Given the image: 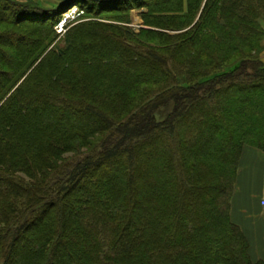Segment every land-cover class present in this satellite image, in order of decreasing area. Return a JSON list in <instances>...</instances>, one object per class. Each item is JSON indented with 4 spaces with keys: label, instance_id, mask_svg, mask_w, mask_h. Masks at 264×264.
<instances>
[{
    "label": "trees",
    "instance_id": "1",
    "mask_svg": "<svg viewBox=\"0 0 264 264\" xmlns=\"http://www.w3.org/2000/svg\"><path fill=\"white\" fill-rule=\"evenodd\" d=\"M78 5L57 42L0 4L25 44L0 59V264H264L231 221L264 152V0Z\"/></svg>",
    "mask_w": 264,
    "mask_h": 264
},
{
    "label": "crops",
    "instance_id": "2",
    "mask_svg": "<svg viewBox=\"0 0 264 264\" xmlns=\"http://www.w3.org/2000/svg\"><path fill=\"white\" fill-rule=\"evenodd\" d=\"M264 29V21L261 22ZM264 152L246 148L242 154L231 206V221L241 228L254 262H264Z\"/></svg>",
    "mask_w": 264,
    "mask_h": 264
},
{
    "label": "rangeland",
    "instance_id": "3",
    "mask_svg": "<svg viewBox=\"0 0 264 264\" xmlns=\"http://www.w3.org/2000/svg\"><path fill=\"white\" fill-rule=\"evenodd\" d=\"M73 1L74 0H0V4H2V6H5V7L9 6V7H12L15 9V12H16V14H15L16 20L15 21H17V22L22 21V18H25L23 13L26 11H28L29 13L34 12L36 14H45L46 16H49L48 17L49 19H52V20H54L56 17L57 20L60 22V21L64 20V18L66 19L74 9L78 10L76 12V14H74V18L71 17L67 21L69 23V22H73L74 19L78 18L80 15H83V11L80 9V6L78 5L81 2L73 3ZM86 2L87 3H93L96 5L107 4V3H104V0H95L94 2L85 1L83 3H86ZM3 13L7 18L11 17L10 13H8L6 11ZM130 16H131V20H132L130 27L138 32L140 30V28H142L144 26V23H143V20L141 17V13L139 10L135 9L134 11L130 12ZM31 18H33V17H31ZM105 22H107V21H105ZM10 29L15 32L17 29H19V27L16 29L11 27ZM55 30H56V28H55ZM56 32H57V30H56ZM65 33L66 32H63L61 35H59L57 42H59L61 39H63V36L65 35ZM12 34L13 33L11 32V34H9V33L4 34L5 35V36L3 35L4 37L0 36L1 37L0 42H2L5 37H10ZM57 34H58V32H57ZM7 43L6 42L1 43V46H0V52L2 54V56L0 55L1 60L8 59L9 57H12L13 55H15L16 50L18 51L19 49L25 47L24 43L18 42L14 39H10V42H7ZM262 57H263L262 60L264 62V54ZM0 63H4V62L1 61ZM0 70L2 72L3 70L5 71L7 69L4 66L0 65ZM74 120H75L74 124H77V125H79V123L82 122L81 120H79V118H75ZM254 263H256V262H254Z\"/></svg>",
    "mask_w": 264,
    "mask_h": 264
},
{
    "label": "built area",
    "instance_id": "4",
    "mask_svg": "<svg viewBox=\"0 0 264 264\" xmlns=\"http://www.w3.org/2000/svg\"><path fill=\"white\" fill-rule=\"evenodd\" d=\"M77 11H78V10L74 9V10L69 14V16H68L66 19L64 18V20H62V21H60V22L58 23V25H57V27H56V30H57V32H58L59 35H61L63 32H66L65 27H66V25H67V23H68L67 21H68L71 17L74 18V14H76ZM262 206H263V208H264V200H263V202H262Z\"/></svg>",
    "mask_w": 264,
    "mask_h": 264
},
{
    "label": "water",
    "instance_id": "5",
    "mask_svg": "<svg viewBox=\"0 0 264 264\" xmlns=\"http://www.w3.org/2000/svg\"><path fill=\"white\" fill-rule=\"evenodd\" d=\"M85 1L94 2L95 0H74L73 3L85 2ZM123 1H126V0H104V3H119V2H123Z\"/></svg>",
    "mask_w": 264,
    "mask_h": 264
}]
</instances>
